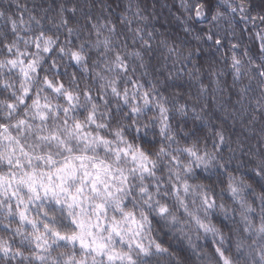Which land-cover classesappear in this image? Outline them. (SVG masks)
Masks as SVG:
<instances>
[{"label": "clouds", "instance_id": "1", "mask_svg": "<svg viewBox=\"0 0 264 264\" xmlns=\"http://www.w3.org/2000/svg\"><path fill=\"white\" fill-rule=\"evenodd\" d=\"M262 45L264 0H0V264H264Z\"/></svg>", "mask_w": 264, "mask_h": 264}, {"label": "snow or ice", "instance_id": "2", "mask_svg": "<svg viewBox=\"0 0 264 264\" xmlns=\"http://www.w3.org/2000/svg\"><path fill=\"white\" fill-rule=\"evenodd\" d=\"M196 14H197V16H199V15H201V13H200V11H199V6L196 8ZM209 39H212V37H209ZM36 47L37 48H39V43L37 42V44H36ZM262 47H264V45H262ZM45 51H48V49L46 48L45 49ZM73 56L75 57V58H79V54L78 53H73ZM11 63H13V64H15L16 63V61H11ZM234 63H238V61H234ZM144 95H145V97H147V93H144ZM164 109L162 108L161 109V111H163ZM133 111H135V109H133ZM220 140H221V143L223 142V136H221L220 137ZM141 155L143 156L144 155V153H143V151L141 152ZM135 158V157H134ZM144 168H145V170H147V165H144ZM99 177H97V179H98ZM49 191V189L48 188H45V193L47 194V192ZM81 191H82V189H81ZM52 194H53V196H55L56 195V193H55V191L53 190L52 191ZM73 199H75V197L73 198ZM59 202V201H58ZM212 203H215V198L213 197V201H212ZM211 206V205H210ZM21 215L23 216L24 215V213H21ZM113 230L114 231H117V233H119V229L118 228H116V226L115 225H113ZM206 230H213L210 226L208 227V228H206ZM56 235L57 236H60L61 234L60 233H56ZM63 238V237H62ZM77 237L75 236V235H73L72 237H70V239H73V240H75ZM137 246L145 253V255H148L149 253H148V250L146 249V248H144V246L142 245V244H140L138 241H137ZM100 248H103V247H105L104 245H100L99 246ZM160 244L159 243H157L156 244V248H157V250H160ZM216 253L219 255V257L224 261V264H230V261L225 257V254H224V252L218 247L217 249H216ZM113 257H112V255L110 254L109 255V259H112Z\"/></svg>", "mask_w": 264, "mask_h": 264}]
</instances>
